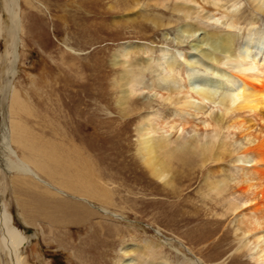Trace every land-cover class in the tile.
<instances>
[{"label": "rangeland", "instance_id": "obj_1", "mask_svg": "<svg viewBox=\"0 0 264 264\" xmlns=\"http://www.w3.org/2000/svg\"><path fill=\"white\" fill-rule=\"evenodd\" d=\"M207 1L197 0L199 5L189 6L204 7L205 11H198L207 14L215 9ZM24 3L21 0L24 33L20 35L19 57L10 69L8 83L4 81L0 89V159L12 129L11 96L17 89L31 106L28 125L41 136L64 145H81L91 154L98 182L111 191L115 205L112 212L104 214L100 204L92 201L97 213L83 221L69 217L52 225L41 219L37 223L41 228L33 227L0 188V220L3 206L11 224L29 236L26 248L37 246L38 257L33 259L28 252L29 262L116 264L125 245L136 249L152 243L163 248V258L169 264H187L194 259L199 264L196 258L207 264H251L245 254H233L235 224L224 211L226 194L218 197L207 187L209 180L237 174L230 164L233 146L219 150L220 160L204 167L197 158L193 166L175 163L171 187L147 174L137 156L138 124L147 117L170 116L172 120L174 101L168 104L148 97V90L125 100V71L139 73L141 82L147 84L155 73L147 68L149 56L141 49L134 51L129 62L120 55L128 45L153 48V60L161 48L190 53L192 40L202 31L180 43L176 40L175 29L183 22L173 9L177 1L31 0L33 8ZM241 9L250 12L244 0ZM154 17H160L163 26L154 25ZM256 24L264 29V17ZM4 49L1 42L0 55ZM1 68L0 64V76ZM177 72L185 78L182 69ZM204 120L206 115H199L185 130H171L165 135L168 143L173 146L198 135L212 136V127L206 128ZM192 124L197 126L196 133ZM4 170L7 172L0 162V174Z\"/></svg>", "mask_w": 264, "mask_h": 264}, {"label": "bare ground", "instance_id": "obj_2", "mask_svg": "<svg viewBox=\"0 0 264 264\" xmlns=\"http://www.w3.org/2000/svg\"><path fill=\"white\" fill-rule=\"evenodd\" d=\"M176 1L173 9L183 21L175 29L176 40L180 43L202 31L192 40L190 53L161 48L153 60V48L128 45L120 55L128 61L136 49H141L149 56L147 68L155 73L154 80L147 84L141 82L139 73L125 71V100L148 90V97L168 104L174 101L172 120L170 116L147 117L138 124L137 156L147 174L171 187L175 163L193 166L197 158L204 167L220 160L219 150L233 146L230 164L237 174L209 180L207 187L218 197L226 194L224 211L235 224L233 254H245L251 264H264V29L256 26L259 17H264V0H244L250 12L241 9V0H209L215 9L207 10V14L189 6L199 5L197 0ZM25 3L33 8L31 0ZM22 8L21 0H1L0 43L5 49L0 55V89L4 81L8 83L10 69L19 57L20 35L24 33ZM199 9L205 11L204 7ZM152 22L163 26L160 17L152 18ZM177 69L185 72L184 79ZM30 111L31 106L15 89L11 96L12 129L0 159L7 171L0 174L4 195L16 202L33 227L41 228L37 225L41 219L52 225L69 217L83 221L97 213L92 201L100 204L104 214L112 212L115 205L111 191L98 182L91 154L89 159L81 145H64L36 133L26 121ZM199 115H206L205 127H212V136L198 135L173 146L168 143L167 133L185 130L186 124ZM191 126L196 133L197 126ZM42 232L45 236L43 228ZM27 240L29 236L11 224L1 206L0 264H31L27 253L32 252L35 259L38 249L36 245L26 248ZM161 249L152 243L136 249L125 245L116 264H169ZM196 260L207 264L202 258ZM187 264H195V259Z\"/></svg>", "mask_w": 264, "mask_h": 264}]
</instances>
